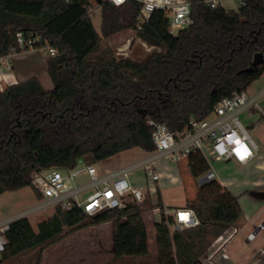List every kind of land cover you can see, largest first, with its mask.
<instances>
[{"label": "trees", "instance_id": "1", "mask_svg": "<svg viewBox=\"0 0 264 264\" xmlns=\"http://www.w3.org/2000/svg\"><path fill=\"white\" fill-rule=\"evenodd\" d=\"M189 1L192 23L173 34L161 10L141 20L140 3L134 0L121 5L101 0L99 32L88 0H0V56L16 46L17 31L42 37L56 51L46 60L50 90L35 76L0 90V194L31 186L32 170L69 168L78 159L99 163L134 147L152 151V123L179 133L262 75L264 62L250 72L239 71L251 65L255 53L264 58V0H247L237 10ZM124 30L154 50L141 59L118 55L107 38ZM186 165L194 180L209 169L197 151L187 155ZM144 206H162L159 191L155 204L145 198L95 215L56 206L36 230L19 217L5 233L0 264L55 242L64 229L106 222L114 258L145 256ZM184 207L193 209L200 223L172 234L163 223H154L158 264L196 262L242 216L237 196L216 179L197 184Z\"/></svg>", "mask_w": 264, "mask_h": 264}, {"label": "built area", "instance_id": "2", "mask_svg": "<svg viewBox=\"0 0 264 264\" xmlns=\"http://www.w3.org/2000/svg\"><path fill=\"white\" fill-rule=\"evenodd\" d=\"M113 5H121L130 0H106ZM140 3V18L147 20L154 10H161L169 18V32L176 33L192 23L189 0H134ZM221 0H202L210 7L219 5ZM247 0H236L237 10L245 5ZM88 12L91 8L88 7ZM16 46L9 53L0 56V80L4 79L3 69L9 70V57L16 53L40 50L48 56L55 54V49L42 37L29 35L25 37L22 31L15 33ZM2 87L0 86V90ZM264 83L259 89L248 91L247 88L234 91L230 96L221 98L213 107L211 113L201 119H191L188 127L179 133L170 131L164 123H152V143L154 149L124 165L102 170L95 163L83 161L69 168H49L42 171L32 170L29 173L32 189L40 198H35L34 205L25 211L11 216L0 217V256L4 250L5 233L10 223L36 211L59 206L70 210L79 208L87 215H95L104 210H122L129 201L142 203L145 198L156 197L161 182V163H177L187 158L190 152L201 153L209 164V169L198 179L204 183L217 179V174L210 166V160L233 161L244 164L258 154V146L240 120L242 112L255 110L264 120ZM263 103L262 105H260ZM165 167V166H164ZM141 169L144 186H134L131 173ZM80 178L79 180H77ZM154 223H163L172 234L185 228L195 227L200 221L193 209L188 207L168 208L156 206L151 209ZM236 231L235 228L232 229ZM229 236H218L206 256L209 264H219L214 261L216 254ZM254 237L249 233L247 238ZM223 256V255H222ZM218 259L220 257H217ZM217 259V260H218Z\"/></svg>", "mask_w": 264, "mask_h": 264}, {"label": "rangeland", "instance_id": "3", "mask_svg": "<svg viewBox=\"0 0 264 264\" xmlns=\"http://www.w3.org/2000/svg\"><path fill=\"white\" fill-rule=\"evenodd\" d=\"M222 5L226 9H233L236 4V0H221ZM94 1L91 0V6L94 5ZM91 18L97 31H100V11L98 7H94ZM134 34L126 32L119 34L108 41L113 50L121 56H129L134 59H141L148 51L154 50V48L141 45L140 42L133 37ZM121 39H125V43L121 44ZM34 56H47L44 52L36 50ZM41 53V55H40ZM264 83V72L260 77L253 80L247 87L248 91L257 90ZM3 87V85H2ZM264 103V102H263ZM261 103L260 105H262ZM240 120L245 126L247 123L244 119V115H239ZM247 127V126H246ZM264 130V122L258 126L254 131L249 130V133L254 138H262V132ZM143 155V151L137 147L124 150L111 157L105 164V168L111 169L124 165L126 162L134 161ZM78 165H82L83 160H77ZM100 166L101 163H95ZM170 164L162 174L161 182L158 187L161 203L168 208L183 207L186 200L194 197L197 183L188 174L186 161L178 162L176 165ZM104 166V164H103ZM210 166L214 168L217 179L223 181H232V185L228 186V190L235 196L241 197L240 203L243 213L246 216L253 217L257 211L259 204L254 203L250 197L247 196L243 187H238L234 183L236 180H240L237 175V168L233 162H223L210 160ZM172 174V175H171ZM174 176V177H173ZM176 177V179H175ZM130 178L134 186H144V178L141 169H135L132 171ZM78 178L77 180H79ZM152 204L157 201L156 197H146ZM36 202L35 195L31 186H26L13 191H5L0 194V217H11L17 215L26 209L32 207ZM148 206V205H147ZM144 206L143 219L147 228L148 237V254L139 258L122 257L116 259L111 254V225L110 223H101L97 225H90L79 228L74 231H68L64 229V233L53 243L43 247L42 249H34L27 251L21 255L9 259L5 264H158L157 263V250L154 241V217L151 213V209ZM53 212V208L46 210L36 211L31 214L25 215L33 229L36 230V223L46 219ZM257 223H255V226ZM237 225V224H236ZM253 230V227L251 228ZM244 228L240 229L235 236V242L232 244L234 247L237 243L240 247L252 244L255 241L261 239L264 236V229L258 233L254 241L246 243L244 241L245 236ZM237 248L236 253H238ZM40 252V258L38 259V251ZM211 249H207L205 254L200 257L204 262L208 261L206 256ZM217 257H220V251L213 255V260L217 261ZM221 258V257H220ZM38 261V262H37Z\"/></svg>", "mask_w": 264, "mask_h": 264}, {"label": "crops", "instance_id": "4", "mask_svg": "<svg viewBox=\"0 0 264 264\" xmlns=\"http://www.w3.org/2000/svg\"><path fill=\"white\" fill-rule=\"evenodd\" d=\"M88 2L90 5L89 8H91V11L89 12V14L91 16V13H92L94 7L99 8V4L97 3V1H94L95 4L91 6V0H88ZM219 5L221 7H223L222 2H220ZM235 7H236V4L234 5L233 9H235ZM224 9H226V8H224ZM233 9H231V10H233ZM227 10H229V9H227ZM99 11H100V8H99ZM91 20H92V18H91ZM92 22H93V20H92ZM100 24H101V22H100ZM93 25H94V22H93ZM94 27H95V25H94ZM99 28H100V26H99ZM95 29H96V27H95ZM96 31H97V29H96ZM97 32H99V31H97ZM126 32H131L132 34H134V32L132 30H124V31H121L117 34H114V35L108 37L107 43H108V41H110L115 36L122 34V33H126ZM133 37L136 38L135 36H133ZM121 40L122 41L120 43L124 44L125 39H121ZM136 40L138 42H140L141 45L148 47L145 43H143L138 38H136ZM35 52H38V51L31 50V51H26V52H21V53H16V54L11 55L9 57L11 67L9 70L3 69L2 74L4 76V79L0 80V86L2 87V85H4V84L15 83L17 81H22V80H24L30 76H35L45 90H50L52 88V83L50 81V78H49V76L47 74V70H46V60L48 58V55L45 57H43V56L38 57V56H34ZM40 55H41V53H40ZM240 115H244V119L247 123L245 125V128L248 130V132H249V130L254 131L258 126L262 125V123L264 122V120L258 116V114L255 110L245 111V112H242ZM252 138L258 146V154L256 157H254L253 159H251L250 161H248L244 164H238V163H235L233 161H224V162H233L234 165H236L237 175H238L240 180L237 179L234 184L238 187L240 186V187H243L244 189H246L245 193L247 194V196L250 197V199L254 203L259 204V206H257L258 207L257 211L253 217L246 216V214L243 213L242 206L240 203L241 197L240 198L237 197L239 206L241 208L242 216L237 221V223H236L237 225L235 224L234 226L227 228L221 234L223 236H228V235H231V236H229V238L224 242V244L219 249L220 257H221L217 260L219 264H261L262 263V257L264 255V236L261 237V239H259L258 241H255L254 243L252 241H254L256 239V236L258 235V233L264 229V225H262L260 228H258V226L262 222H264V130L262 132V138H259V139L254 138V137H252ZM183 161H186V159L182 160L180 162H183ZM107 162H108V160L99 162V163H101V165L99 167L102 170L107 169V168H105V164ZM103 164H104V166H103ZM171 164L176 165V163H171ZM169 165L170 164H168V162L167 163H165V162L161 163L160 170H161L162 174H164V173L170 174V173L165 171L169 167ZM188 174H189V172H188ZM189 176H190V174H189ZM175 179H176V177H175ZM198 179H196V183L201 184L198 181ZM216 180L219 182V184L221 186H223L227 189H228V186L232 185V181H223V180L221 181L218 179H216ZM255 223H257L256 225H258V226H255ZM252 227H253V230H251ZM233 228L236 229L235 232H233V230H232ZM242 228L247 230L245 232L244 241L246 243H249L251 241L252 244H250V245L248 244L242 248V246L240 247V244L237 243V245H235L233 247L232 244L235 242V236L238 234V232ZM249 233H254V237L251 239L247 238V235ZM237 248H239L238 253H236ZM192 264H209V263H208V261L204 262L202 260V258H199L196 262H194Z\"/></svg>", "mask_w": 264, "mask_h": 264}, {"label": "water", "instance_id": "5", "mask_svg": "<svg viewBox=\"0 0 264 264\" xmlns=\"http://www.w3.org/2000/svg\"><path fill=\"white\" fill-rule=\"evenodd\" d=\"M101 0H97V3L99 4ZM264 58L263 55L260 52H257L254 54L251 65L243 70H240L239 73L241 72H250L252 69L258 67L259 65L263 64ZM201 183V182H200ZM262 225H264V222H262L258 228H260Z\"/></svg>", "mask_w": 264, "mask_h": 264}]
</instances>
